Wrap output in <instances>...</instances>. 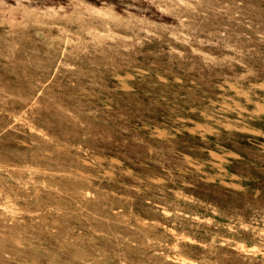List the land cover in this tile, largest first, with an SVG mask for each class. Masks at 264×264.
Listing matches in <instances>:
<instances>
[{"label":"rangeland","instance_id":"374dc122","mask_svg":"<svg viewBox=\"0 0 264 264\" xmlns=\"http://www.w3.org/2000/svg\"><path fill=\"white\" fill-rule=\"evenodd\" d=\"M263 17L0 0V264H264Z\"/></svg>","mask_w":264,"mask_h":264},{"label":"bare ground","instance_id":"6f19581e","mask_svg":"<svg viewBox=\"0 0 264 264\" xmlns=\"http://www.w3.org/2000/svg\"><path fill=\"white\" fill-rule=\"evenodd\" d=\"M229 1V0H228ZM241 1V0H240ZM247 1V0H246ZM223 2V1H222ZM260 2V1H259ZM259 2H255V3H259ZM201 3V2H200ZM203 3V2H202ZM232 3H234V2H232ZM246 3V2H245ZM244 3V4H245ZM254 3V2H253ZM205 4V3H204ZM236 4V3H235ZM238 4V3H237ZM236 4V5H237ZM188 5V4H187ZM211 5V4H210ZM252 5V4H251ZM78 6V5H77ZM191 6V5H190ZM218 6V5H217ZM247 6V5H246ZM257 6V5H256ZM259 6V5H258ZM195 8V7H194ZM184 10V9H183ZM188 10V9H187ZM237 10V9H236ZM253 10V9H252ZM181 11V10H180ZM190 11V10H189ZM78 13V12H77ZM178 13V12H177ZM210 13V12H209ZM214 13V12H213ZM252 13V12H251ZM263 13V12H262ZM227 14V13H226ZM230 14V13H229ZM132 15V14H131ZM179 15H181V13L179 14ZM231 15V14H230ZM258 15V14H257ZM89 16V15H88ZM202 16V15H201ZM251 16H252V14H251ZM263 15H261V17H262ZM185 17H186V15H185ZM204 17V16H203ZM212 17V16H211ZM135 18V17H134ZM187 18V17H186ZM197 18V17H196ZM200 18V17H199ZM241 18V17H240ZM250 18V17H249ZM260 18V17H259ZM258 18V19H259ZM264 18V17H263ZM86 19V18H85ZM93 19V18H92ZM97 19V18H96ZM139 19V18H138ZM192 19H194V18H192ZM211 19V18H210ZM227 19V18H226ZM242 19H244V18H242ZM253 19V18H252ZM212 20V19H211ZM219 20V19H218ZM91 21V20H90ZM100 21V20H99ZM179 21H181V20H179ZM202 21V20H201ZM207 21V20H206ZM210 21V20H209ZM221 21H223V20H221ZM227 21V20H226ZM254 21H255V19H254ZM203 22V21H202ZM99 23V22H98ZM97 23V24H98ZM147 23V22H146ZM180 23V22H179ZM190 23V22H189ZM217 23V22H216ZM229 23V22H228ZM264 23V22H263ZM96 24V23H95ZM102 24V23H101ZM191 24V23H190ZM196 24V23H195ZM200 24V23H199ZM212 24V23H211ZM221 24V23H220ZM225 24V23H224ZM238 24V23H237ZM259 24H261V23H259ZM179 25V24H178ZM250 25V24H249ZM70 26V25H69ZM114 26V25H113ZM145 26V25H144ZM163 26V25H162ZM181 26V25H180ZM183 26V25H182ZM197 26V25H196ZM232 26V25H231ZM237 26V25H236ZM246 26V25H245ZM255 26V25H254ZM139 27V26H138ZM184 27V26H183ZM207 27V26H206ZM213 27V26H212ZM219 27V26H218ZM230 27V26H229ZM158 28V27H157ZM171 28H173V27H171ZM179 28V27H178ZM189 28V27H188ZM190 28H192V27H190ZM189 28V29H190ZM198 28V27H197ZM200 28V27H199ZM210 28H211V26H210ZM237 28H238V26H237ZM240 28V27H239ZM241 28H244L243 26H241ZM247 28V27H246ZM70 29V28H69ZM121 28H118V30H120ZM126 29V28H125ZM177 29V28H176ZM181 29V28H180ZM186 29V28H185ZM212 29V28H211ZM227 29V28H226ZM248 29V28H247ZM72 30H74V29H72ZM124 30V29H123ZM127 30V29H126ZM135 30H137V29H135ZM160 30V29H159ZM158 29H157V31H159ZM192 30V29H191ZM217 30H219V29H217ZM230 30V29H229ZM239 30V29H238ZM122 31V30H121ZM171 31V30H170ZM176 31V30H175ZM188 31V30H187ZM194 31V30H193ZM201 31V30H200ZM222 31H223V29H222ZM228 31V30H227ZM236 31V30H235ZM234 31V32H235ZM244 31V30H243ZM250 31V30H249ZM258 31H259V29H258ZM167 32V31H166ZM203 32V31H202ZM215 32V31H214ZM251 32V31H250ZM126 33V32H125ZM164 33V32H163ZM163 33H161V34H163ZM194 33V32H193ZM246 33V32H245ZM159 34V33H158ZM164 34H166V33H164ZM188 34V33H187ZM200 34V33H199ZM204 34V33H203ZM214 34V33H213ZM262 34H263V32H262ZM84 35V34H83ZM193 35V34H192ZM208 35H211V34H208ZM215 35V34H214ZM218 35V34H217ZM217 35H215V36H217ZM236 35V34H235ZM238 35V34H237ZM249 35H251V34H249ZM254 35H256V33L254 34ZM13 36V35H12ZM167 36V35H166ZM214 36V37H215ZM221 36V35H220ZM239 36V35H238ZM245 36V35H244ZM144 37H146V36H144ZM151 37V36H150ZM223 37H225V36H223ZM233 37V36H232ZM240 37V36H239ZM253 37V36H252ZM216 38V37H215ZM248 38V37H247ZM255 38V37H254ZM74 39V38H73ZM134 39V38H133ZM205 39H206V36H205ZM213 39V38H212ZM169 40V39H168ZM171 40V39H170ZM193 40V39H192ZM222 40H224V39H222ZM227 40V39H226ZM232 40H233V38H232ZM240 40V39H239ZM256 40V39H255ZM74 41H75V39H74ZM136 41V40H135ZM173 41V40H172ZM241 41V40H240ZM155 42V41H154ZM206 42V41H205ZM254 42V41H253ZM259 42H260V40H259ZM160 43H161V41H160ZM165 43V42H164ZM220 43V42H219ZM150 44V43H149ZM253 44V43H252ZM256 44H257V42H256ZM65 45V44H64ZM244 45V44H243ZM264 45V44H263ZM175 46H176V44H175ZM224 46V45H223ZM245 46H247V45H245ZM155 47V46H154ZM157 47V46H156ZM238 47V46H237ZM240 47V46H239ZM238 47V48H239ZM177 48V47H176ZM179 48V47H178ZM186 48V47H185ZM139 49V48H138ZM258 49V48H257ZM94 50V49H93ZM159 50V49H158ZM191 50V49H190ZM261 50H262V48H261ZM121 51V50H120ZM126 51V50H125ZM160 51V50H159ZM214 51V50H213ZM110 52V51H109ZM149 52V51H148ZM227 52V51H226ZM158 53V52H157ZM190 53V52H189ZM251 53V52H250ZM127 54V53H126ZM144 55H146V54H144ZM167 55V54H166ZM36 56V55H35ZM37 56H38V54H37ZM42 56V55H41ZM150 56V55H149ZM152 56V55H151ZM169 56V55H168ZM167 56V57H168ZM173 56V55H172ZM254 56V55H253ZM132 57V56H131ZM153 57V56H152ZM161 57V56H160ZM165 57V56H164ZM179 57V56H178ZM249 57H251V56H249ZM257 57V56H256ZM256 57H255V59H256ZM144 58V57H143ZM146 58V57H145ZM246 58H247V56H246ZM56 59V58H55ZM163 59V58H162ZM263 59V58H262ZM156 60V59H155ZM158 60V59H157ZM264 60V59H263ZM199 61V60H198ZM248 61V60H247ZM78 62V61H77ZM204 62V61H203ZM260 62H262V61H260ZM59 63V62H58ZM192 63V62H191ZM257 63H259V62H257ZM88 64H90V63H88ZM184 64H186V63H184ZM262 64V63H261ZM67 65V64H66ZM236 65V64H235ZM52 66H54V65H52ZM99 66V65H98ZM186 66V65H185ZM229 66V65H228ZM21 67V66H20ZM28 67H30L29 65H28ZM55 67V66H54ZM100 67V66H99ZM188 67V66H187ZM187 67H185V68H187ZM16 68V67H15ZM42 68V67H41ZM40 68V69H41ZM47 68V67H46ZM65 68V67H64ZM17 69V68H16ZM53 69H55V68H53ZM57 69V68H56ZM56 69H55V71H56ZM67 69V68H66ZM77 69V68H76ZM104 69V68H103ZM189 69V68H188ZM187 69V70H188ZM220 69V68H219ZM48 70V69H47ZM58 70V69H57ZM71 70V69H70ZM77 70H79V69H77ZM221 70V69H220ZM72 71V70H71ZM81 71V70H80ZM80 71H77V72H80ZM227 70H225V72H226ZM24 72V71H23ZM220 72V71H219ZM256 72V71H255ZM68 73H70V72H68ZM227 73V72H226ZM260 73H261V71H260ZM61 74V73H60ZM74 74V73H73ZM76 74V73H75ZM241 74V73H240ZM22 75V74H21ZM53 75V74H52ZM191 75V74H190ZM197 75V74H196ZM214 76V75H213ZM200 77V76H199ZM227 77V76H226ZM38 78V77H37ZM119 78V77H118ZM8 79V78H7ZM6 79V80H7ZM120 79V78H119ZM125 79V78H124ZM9 80V79H8ZM207 80H208V78H207ZM11 81V80H10ZM25 81V80H24ZM179 81V80H178ZM23 82V81H22ZM56 85V84H55ZM54 85V86H55ZM14 86H17V85H14ZM104 86V85H103ZM113 86V85H112ZM263 86V85H262ZM21 87V86H20ZM25 87V86H24ZM26 87H27V85H26ZM28 88V87H27ZM28 91H30L29 89H28ZM53 93V92H52ZM32 94H34V93H32ZM22 97H23V95H22ZM26 97V96H25ZM36 97V96H35ZM195 97V96H194ZM43 98V97H42ZM59 98V97H58ZM36 99V98H35ZM46 99V98H45ZM34 100V99H33ZM18 101V100H17ZM120 102V101H119ZM123 102V101H122ZM197 102V101H196ZM115 103H117V102H115ZM202 103V102H201ZM49 104H51V103H49ZM121 104V103H120ZM53 105V104H52ZM51 105V106H52ZM64 105V104H63ZM74 105V104H73ZM123 105H124V103H123ZM65 106V105H64ZM146 107V106H145ZM3 108H4V106H3ZM229 108V107H228ZM230 109V108H229ZM120 110V109H119ZM148 110V109H147ZM146 110V111H147ZM261 110V109H260ZM14 111V110H13ZM145 110H143V112H144ZM8 112V111H7ZM60 112H62V111H60ZM18 113V112H17ZM63 113V112H62ZM80 113V112H79ZM85 114V113H84ZM84 114H82V115H84ZM88 114V113H87ZM139 114V113H138ZM158 114V113H157ZM101 115V114H100ZM160 115V114H159ZM48 116V115H47ZM56 116V115H55ZM96 116V115H95ZM138 116H140V115H138ZM156 116V115H155ZM83 117V116H82ZM7 118V117H6ZM52 118H54V117H52ZM86 118V117H85ZM96 118V117H95ZM103 118V117H102ZM58 119V118H57ZM87 119V118H86ZM90 119V118H89ZM99 119V118H98ZM143 119V118H142ZM50 120V119H49ZM146 120V119H145ZM42 121H43V118H42ZM96 121V120H95ZM104 121V120H103ZM106 121V120H105ZM148 122H149V120H148ZM45 123V122H44ZM48 123V122H47ZM102 123V122H101ZM100 123V124H101ZM105 123V122H104ZM153 124V123H152ZM155 124V123H154ZM158 124H159V122H158ZM169 124V123H168ZM59 127V126H58ZM106 127V126H105ZM109 127V126H108ZM9 128V127H8ZM124 128V127H123ZM56 129V128H55ZM70 129V128H69ZM103 129V128H102ZM114 129H116V128H114ZM120 129H122V128H120ZM117 130V129H116ZM55 131V130H54ZM63 131V130H62ZM101 131V130H100ZM109 131V130H108ZM111 131V130H110ZM118 131V130H117ZM116 131V132H117ZM127 131V130H126ZM213 131V130H212ZM83 132V131H82ZM102 132V131H101ZM121 132V131H120ZM84 133V132H83ZM123 133V132H122ZM130 133V132H129ZM70 134V133H69ZM104 134V133H103ZM128 134V133H127ZM132 134V133H131ZM136 134V133H135ZM212 135V134H211ZM110 136H111V134H110ZM166 136V135H165ZM89 137V136H88ZM98 137H99V135H98ZM146 137V136H145ZM62 138V137H61ZM94 138H95V136H94ZM114 138V137H113ZM118 138V137H117ZM78 140H80V139H78ZM77 140V141H78ZM119 140V139H118ZM121 140V139H120ZM87 141V140H86ZM141 141V140H140ZM91 142V141H90ZM93 142V141H92ZM150 142V141H149ZM18 143V142H17ZM68 143V142H67ZM82 143V142H81ZM137 143V142H136ZM139 143H142V142H139ZM191 143V142H190ZM151 144V143H150ZM155 144V143H154ZM31 145V144H30ZM165 145V144H164ZM139 146V145H138ZM144 146V145H143ZM168 146V145H167ZM48 147V146H47ZM79 147V146H78ZM99 147H102V146H99ZM103 148V147H102ZM139 148H141V147H139ZM138 148V149H139ZM167 148V147H166ZM169 148V147H168ZM177 148V147H176ZM50 149V148H49ZM153 149V148H152ZM160 149H161V147H160ZM41 150V149H40ZM43 150H44V148H43ZM134 150V149H133ZM29 151V150H28ZM38 151V150H37ZM45 151V150H44ZM128 151V150H127ZM129 152V151H128ZM152 152V151H151ZM193 152V151H192ZM7 153V152H6ZM45 153V152H44ZM9 154H10V152H9ZM39 154H41V153H39ZM136 154V153H135ZM163 154V153H162ZM170 154V153H169ZM168 154V155H169ZM187 154H188V152H187ZM193 154V153H192ZM246 154V153H245ZM253 154V153H252ZM251 154V155H252ZM145 155V154H144ZM153 155V154H152ZM247 155H248V153H247ZM10 156V155H9ZM13 157V156H12ZM44 157H45V155H44ZM157 157V156H156ZM176 157V156H175ZM193 157V156H192ZM254 156H252V158H253ZM97 158V157H96ZM135 158V157H134ZM255 158V157H254ZM141 159V158H140ZM149 159V158H148ZM14 160V159H13ZM40 160V159H39ZM42 160V159H41ZM104 160V159H103ZM151 160V159H150ZM144 161V160H143ZM163 161V160H162ZM173 161V160H172ZM19 162V161H18ZM156 162V161H155ZM175 162V161H174ZM179 162V161H178ZM177 162V163H178ZM39 163H41V162H39ZM48 163V162H47ZM160 163V162H159ZM163 163V162H162ZM180 163H181V161H180ZM35 164V163H34ZM49 164V163H48ZM120 164V163H119ZM47 165V164H46ZM153 165V164H152ZM38 166V165H37ZM85 167V166H84ZM134 167V166H133ZM66 169V168H65ZM82 169V168H81ZM153 171H154V169H152ZM155 170H156V168H155ZM81 171V170H80ZM84 171V170H83ZM152 171V172H153ZM157 171H158V169H157ZM163 171V170H162ZM256 172V171H255ZM96 173V172H95ZM150 173V172H149ZM159 173H160V171H159ZM112 174V173H111ZM154 174V173H153ZM30 175V174H29ZM56 175V174H55ZM113 175V174H112ZM164 175H166V174H164ZM169 175V174H168ZM76 176V175H75ZM159 176V175H158ZM6 177V176H5ZM7 177H8V175H7ZM50 177V176H49ZM29 178V177H28ZM51 178V177H50ZM60 178V177H59ZM124 178V177H123ZM261 178V177H260ZM124 179H126V178H124ZM12 180V179H11ZM109 180V179H108ZM113 180V179H112ZM128 180V179H127ZM173 180V179H172ZM161 181V180H160ZM128 182V181H127ZM130 182V181H129ZM68 183V182H67ZM132 183V182H131ZM19 185V184H18ZM99 185V184H98ZM71 186V185H70ZM72 188V187H71ZM108 188V187H107ZM122 188V187H121ZM124 188V187H123ZM109 189V188H108ZM120 190V189H119ZM123 190V189H122ZM159 192V191H158ZM120 194V193H119ZM137 194V193H136ZM72 195H73V193H72ZM132 195H134V194H132ZM153 195V194H152ZM231 195V194H230ZM136 196H138V194L136 195ZM218 196V195H217ZM151 197V196H150ZM231 197V196H230ZM112 198V197H111ZM120 198V197H119ZM142 198V197H141ZM233 198V197H232ZM138 199H139V197H138ZM146 199H147V197H146ZM153 199V198H152ZM152 199H150V200H152ZM240 199V198H239ZM242 199H243V197H242ZM245 200V199H244ZM264 200V199H263ZM254 201V200H253ZM123 202V201H122ZM252 202V201H251ZM248 203H249V201H248ZM228 204V203H227ZM244 204V203H243ZM251 204V203H250ZM77 205V204H76ZM105 205H107V204H105ZM134 205V204H133ZM146 205V204H145ZM252 205V204H251ZM259 205V204H258ZM147 206H148V204H147ZM250 206V205H249ZM80 208V207H79ZM141 208V207H140ZM253 208H255V207H253ZM111 209V208H110ZM138 209V208H137ZM145 209V208H144ZM261 210V209H260ZM11 215V214H10ZM82 219V218H81ZM12 220V219H11ZM135 222V221H134ZM209 222V221H208ZM30 224V223H29ZM24 225V224H23ZM137 225V224H136ZM146 226V225H145ZM67 229V228H66ZM89 229V228H88ZM95 229V228H94ZM52 231V230H51ZM91 231V230H90ZM65 233H66V231H65ZM96 234V233H95ZM3 238V237H2ZM115 239V238H114ZM125 239H126V237H125ZM71 241V240H70ZM39 242V241H38ZM14 243H16V242H14ZM148 243V242H147ZM67 246V245H66ZM120 246V245H119ZM2 253V252H1ZM132 254V253H131ZM134 254V253H133ZM4 255V254H3ZM113 255V254H112ZM28 256V255H27ZM10 258V257H9ZM232 258V257H231ZM237 258V257H236ZM182 261V260H181ZM239 262V261H238ZM249 263V262H248ZM245 264H246V262H245Z\"/></svg>","mask_w":264,"mask_h":264}]
</instances>
